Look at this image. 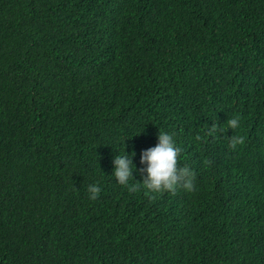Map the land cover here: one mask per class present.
<instances>
[{"label": "trees", "instance_id": "1", "mask_svg": "<svg viewBox=\"0 0 264 264\" xmlns=\"http://www.w3.org/2000/svg\"><path fill=\"white\" fill-rule=\"evenodd\" d=\"M0 264H264V0H0Z\"/></svg>", "mask_w": 264, "mask_h": 264}, {"label": "clouds", "instance_id": "2", "mask_svg": "<svg viewBox=\"0 0 264 264\" xmlns=\"http://www.w3.org/2000/svg\"><path fill=\"white\" fill-rule=\"evenodd\" d=\"M230 129H236L240 125V118L236 116L227 121ZM210 135L216 133L217 126L212 125L209 129ZM158 143L155 147L142 151L140 154L141 168L137 169L133 163L136 155L135 151L131 154L124 151L123 155H116L113 159V173L116 181L128 186L130 179H133V172H139L143 177L142 184L148 194H159L164 191H173L178 186H182L186 191L194 189V173L188 167H178V156L180 148L177 146L174 136L159 131L157 137ZM229 142L235 148V144L243 143L242 137H236L233 141L228 137ZM196 169V168H195ZM197 170V169H196ZM135 190L136 185L131 186ZM89 198L95 200L99 197L101 188L98 184H92L88 187Z\"/></svg>", "mask_w": 264, "mask_h": 264}]
</instances>
